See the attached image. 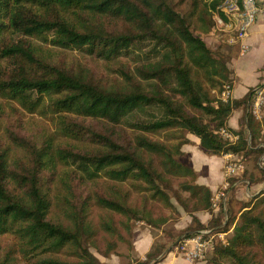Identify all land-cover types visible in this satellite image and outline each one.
Wrapping results in <instances>:
<instances>
[{"label": "trees", "instance_id": "obj_1", "mask_svg": "<svg viewBox=\"0 0 264 264\" xmlns=\"http://www.w3.org/2000/svg\"><path fill=\"white\" fill-rule=\"evenodd\" d=\"M222 1L192 0L194 10L188 14L172 0H0V98L57 127L54 136L41 138L22 127L1 132L0 124V235L17 239L16 250L0 254V264H18L21 258L34 264H102L87 245L96 233L89 220L94 206L128 221L159 225L150 201L171 205L170 176L196 182L197 173L177 160L185 141L171 147L142 133L184 130L212 155L262 157L264 148L255 142L263 122L251 113L258 86L241 101L225 102L215 95L219 89L220 96L231 71L203 36L212 31L216 16L228 21L220 11ZM53 50L126 61L119 77L104 81L87 66L58 61ZM240 107L246 113L239 141L232 145L216 132ZM107 125L114 128H99ZM121 127L132 133L135 148L120 137L116 128ZM11 146L20 150L13 161ZM258 169L259 180L253 175L246 180L264 182V165ZM103 178L114 183L105 185ZM129 185L133 189L126 190ZM185 187L197 200L195 210L209 212L212 219L204 225L192 214L194 223L179 240L204 231L230 232L227 244L216 241L205 260L264 264L250 252L259 248L264 254V191L242 207L230 228L228 198L214 211L209 188ZM56 189L66 201V225L50 219L54 199L61 201ZM134 193L142 196L141 208L132 202ZM101 227L118 232L113 221H102ZM157 253H149L143 264H159Z\"/></svg>", "mask_w": 264, "mask_h": 264}, {"label": "rangeland", "instance_id": "obj_2", "mask_svg": "<svg viewBox=\"0 0 264 264\" xmlns=\"http://www.w3.org/2000/svg\"><path fill=\"white\" fill-rule=\"evenodd\" d=\"M177 10L191 14L194 10L192 7V0H172ZM217 15V14H216ZM214 20H216L214 18ZM194 21H196L194 19ZM196 31L200 29L197 28ZM231 36H233V32L231 30H226L225 27L219 25L216 21L212 31L209 34H205L203 36L204 41L208 44V46L217 53L223 60H225L230 67V62L232 57L237 50L235 48L234 43L231 41ZM48 48V47H47ZM55 57H57L58 61H64L65 63L77 64L79 63L82 66H87L91 71L96 74L97 79H102L104 81H111L117 78L119 74L120 67L123 63H125V59H121L119 61L107 62L99 59H94L88 57L83 52L78 51H68V50H53ZM231 71V70H230ZM118 76V77H119ZM230 81L225 85H231L233 87L232 80V71L230 76ZM219 89L215 91L216 97L219 96ZM221 95V94H220ZM256 96V93L254 97ZM17 109H19L17 111ZM264 110V107H263ZM190 113H195L200 116H203L199 111H193L188 109ZM251 113L258 119L263 122V128H261V132L259 133V139L255 142V145H258V148H264V117L262 115H255L253 112V107L251 108ZM259 116V117H258ZM205 118V121L210 122V118ZM242 122L240 129L236 131H240L242 129ZM0 124H1V132H4L7 128L16 130L20 132V127L24 130L28 131L32 135L39 134L43 137L46 136H54L57 132V127L49 118H44L39 115H30L25 113L22 109L18 108L16 104H13V107L10 103L0 98ZM211 127H215V123L211 124ZM100 129L108 128L113 129L112 125H107L105 127H99ZM116 130L120 133V137H125V141H131L130 144L128 141L126 142L131 146V148H135V139L132 136V133L128 129L116 128ZM143 136L152 139L155 142L165 144L167 146H176L180 143L186 142L182 145V150L194 144L191 139H197L196 135H193L187 131H168V132H160L157 134L154 133H142ZM122 141V140H121ZM194 146V145H193ZM200 147V146H199ZM12 155L11 160L18 158L20 155V150L18 151L15 146H11ZM200 152H203L207 158L211 157L210 161L206 159L201 160L198 158L196 160V166L199 168L200 173L197 174V181L200 177H211V173H208L210 167L213 171L217 172V170H221V173H225L226 166L228 164V160L221 162L224 159V155H212L208 153L204 148H198ZM190 155V154H189ZM187 153H183V155L178 156L177 160L185 165L191 167V157ZM155 164L159 170L161 167L159 166L158 158L155 159ZM239 165V171L236 173L234 177L230 179V183L233 184L230 192H227L228 198V219H229V227L233 228L232 222L236 221L237 217L240 215L242 207L249 203L250 199L247 201L245 195V187L239 181L243 179H248L250 175H253L254 178L258 180L261 178L259 174L258 166L261 167L264 165V154L259 159V154L254 153L252 155H235V159H233ZM263 164V165H262ZM209 168V170H208ZM172 189L167 190L169 194L171 205H166L160 201L151 200L148 208L151 210L152 219L159 225L153 227L149 225L147 222H142L138 220H130L128 221L125 217L117 215L115 213L108 212L103 210L97 206H94L90 209L89 220L92 221L93 226L95 228L94 237L87 242V245L90 247L92 253L100 260L102 264H143L145 263L146 257L151 252L160 253V258H165L167 254L171 250H173L174 255H181V247L182 241L179 240L181 235H184L185 231L191 227L190 221H192V214L195 216L200 213V211H196L195 208L197 206V200L192 199L190 197L189 191L186 190V185L188 187H192L196 184L195 180L190 178H182V177H171L169 178ZM105 185H111L114 182L103 178L100 180ZM238 183V184H237ZM222 184L218 183V187L212 192V208L213 203L216 202L220 208L222 205L226 204L222 202L220 199L217 200V196L220 195L222 191ZM125 189H133L129 186H125ZM264 191V185L262 186L261 192ZM240 192V193H239ZM61 194V201L57 198L54 199L53 209L50 214V219L55 222H59L62 224H68L67 218L65 217V202H62V191L56 192L54 195ZM65 197V195H64ZM141 195L134 193L133 195V204L137 208L142 207V199ZM260 206V205H259ZM258 208L257 210H259ZM196 211V212H195ZM206 212V211H203ZM196 213V214H195ZM209 213V212H207ZM210 214V213H209ZM197 217V216H196ZM212 219V215L210 214ZM113 221L115 227L118 232L116 234H112L106 232L102 227V221ZM223 220V216L221 217V221ZM230 236H227L229 239ZM181 241V242H180ZM17 249V239L12 234L0 235V254L5 256L11 251ZM253 257L258 261L264 262V254L259 248L250 250ZM157 253V254H158ZM57 258H60L65 261L73 262L74 258L67 256L65 254L56 255ZM13 258L18 257V255L13 254ZM18 264H34L33 260L22 259L18 261ZM153 264V263H150ZM192 264H214L211 262V256L208 260L205 261H195Z\"/></svg>", "mask_w": 264, "mask_h": 264}, {"label": "crops", "instance_id": "obj_3", "mask_svg": "<svg viewBox=\"0 0 264 264\" xmlns=\"http://www.w3.org/2000/svg\"><path fill=\"white\" fill-rule=\"evenodd\" d=\"M225 23L228 24L229 22L225 21ZM226 30L228 31L229 29L225 27V31ZM231 37V41L234 43L237 50V53H235L231 59V62L229 64L230 67H228L232 71V100L241 101L245 99L251 89L261 85L264 82V22L260 19L251 28L249 37L244 41V43L249 47L248 52L245 54H242L241 52V43L239 41L235 42L234 32L233 36ZM245 110V107H240L233 111L227 122V127L229 129L238 132L236 130L240 129L241 121L246 113ZM259 115H262L264 117L263 108ZM262 132H264V130H262ZM191 140L194 142V144L187 146V148H184L182 151L183 153H187L188 155L190 154L191 156L195 154L194 157H191L192 159L190 164L198 174L200 173V170L196 166V160H198V158L204 160L206 155L198 150V148L202 147L201 140L199 138ZM228 156L229 155L227 154L224 155V159L221 162L228 160ZM210 158L211 157H206V159L209 161L211 160ZM208 173H211V177H200L198 179V182H196V185L207 187L212 192L218 187V183H221L223 186L225 176L223 175V173H221V170L218 169L217 172H215L210 167ZM238 183H241V185L243 184L244 187L246 186L245 195L246 198H248L246 199L247 201L249 199H253L256 195L261 193L262 186L264 185V182L251 183L246 179H243ZM196 216L198 220L204 225H208L211 220L210 214L207 213V211H200V213L198 212ZM193 223L194 221L192 216V221H190L191 226L193 225ZM226 234L227 236L231 235L230 232ZM159 264H192V262L187 261L182 254L179 256L174 255V252L172 251L169 252V254H167L165 258H161V262Z\"/></svg>", "mask_w": 264, "mask_h": 264}, {"label": "built area", "instance_id": "obj_4", "mask_svg": "<svg viewBox=\"0 0 264 264\" xmlns=\"http://www.w3.org/2000/svg\"><path fill=\"white\" fill-rule=\"evenodd\" d=\"M220 11L227 17L228 24L219 17L215 19L221 26L227 27L235 33V42L241 43L242 54L248 52L249 47L244 41L249 37L251 28L262 20L264 22V0H223L220 6ZM221 99L225 102L232 100V87L231 85H225L220 95ZM264 106V82L258 86L256 90V96L253 103V112L255 115H259ZM216 134L223 140L234 145L239 141L238 132H235L228 127L220 128ZM228 164L225 169V181L223 183L222 191L217 196V200H221L225 203L227 199V192L230 187V179L236 175L239 171V165L233 161L235 159L234 154H227ZM213 207L215 210H219L220 206L214 202ZM226 233L212 234L211 231H204L196 236L184 239L182 241L181 254L189 262L205 261L215 250L216 241H220L223 244H227Z\"/></svg>", "mask_w": 264, "mask_h": 264}]
</instances>
